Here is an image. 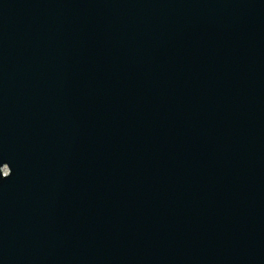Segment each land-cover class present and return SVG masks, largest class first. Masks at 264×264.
<instances>
[{
	"label": "water",
	"instance_id": "95a60500",
	"mask_svg": "<svg viewBox=\"0 0 264 264\" xmlns=\"http://www.w3.org/2000/svg\"><path fill=\"white\" fill-rule=\"evenodd\" d=\"M0 264H264V0H0Z\"/></svg>",
	"mask_w": 264,
	"mask_h": 264
}]
</instances>
